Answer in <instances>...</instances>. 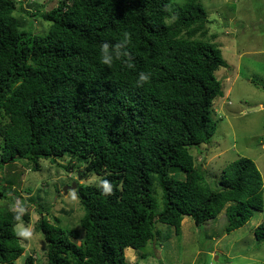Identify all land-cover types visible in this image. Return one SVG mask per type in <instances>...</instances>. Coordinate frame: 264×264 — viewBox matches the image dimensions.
<instances>
[{"label": "trees", "instance_id": "trees-1", "mask_svg": "<svg viewBox=\"0 0 264 264\" xmlns=\"http://www.w3.org/2000/svg\"><path fill=\"white\" fill-rule=\"evenodd\" d=\"M17 2L0 0V162L37 170L39 159L66 155L98 176L74 191L82 234L37 204L45 264H130L125 248L169 238L156 222L179 233L184 216L199 226L224 210L230 232L262 210L252 159L229 162L212 185L190 152L215 131L223 93L215 72L228 65L205 40L200 0H58L41 14L51 22L42 34L23 29ZM141 73L150 79L140 82ZM28 219L0 209V263L24 252L15 226ZM254 236L264 240V219ZM23 264L36 263L27 255Z\"/></svg>", "mask_w": 264, "mask_h": 264}, {"label": "rangeland", "instance_id": "rangeland-1", "mask_svg": "<svg viewBox=\"0 0 264 264\" xmlns=\"http://www.w3.org/2000/svg\"><path fill=\"white\" fill-rule=\"evenodd\" d=\"M57 1L18 0L15 14L23 21V29L33 34L46 32L51 22L41 14ZM200 3L210 21L205 40L219 47L228 65L215 72L223 90L211 113L215 131L208 143L194 146L190 152L212 185L229 162L240 157L252 159L262 177L264 201V0ZM38 164L39 169L34 170L23 159L0 162V193L8 196L0 195V209L13 206L29 214L28 223L21 221L15 226L24 252L13 264H23L27 255L36 264L46 262L45 241L37 227V204L45 208L43 213L50 221L55 218L61 226L82 234L79 218L83 209L70 186L98 181L97 175L83 173L82 167L77 171L78 163L70 162L66 155L55 161L41 158ZM66 165L73 169L68 170ZM13 197L14 204L10 201ZM31 197L36 202L29 200ZM263 219L264 204L244 225L230 232L224 231V210L199 226L190 216H184L179 233L172 226L156 222V229L163 235L168 232L169 238L153 239L139 249L127 247L125 256L130 264H264V240L257 241L254 236L255 227Z\"/></svg>", "mask_w": 264, "mask_h": 264}, {"label": "clouds", "instance_id": "clouds-1", "mask_svg": "<svg viewBox=\"0 0 264 264\" xmlns=\"http://www.w3.org/2000/svg\"><path fill=\"white\" fill-rule=\"evenodd\" d=\"M103 62L104 63H110L111 62V57L106 55L103 58ZM149 79H150V75L149 74L141 73L140 76H139V81L140 82H147ZM105 191L106 192H110L111 191V187H110V185L107 184V182H105Z\"/></svg>", "mask_w": 264, "mask_h": 264}, {"label": "water", "instance_id": "water-1", "mask_svg": "<svg viewBox=\"0 0 264 264\" xmlns=\"http://www.w3.org/2000/svg\"><path fill=\"white\" fill-rule=\"evenodd\" d=\"M249 109H250V108H249ZM77 186H78V184H77L76 182H74V183L70 186V188H72V189H76ZM64 192H66L65 189H64Z\"/></svg>", "mask_w": 264, "mask_h": 264}]
</instances>
